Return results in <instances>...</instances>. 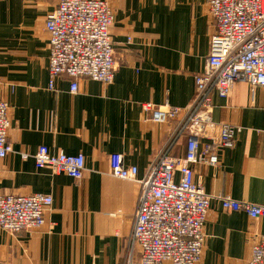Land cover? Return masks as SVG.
I'll use <instances>...</instances> for the list:
<instances>
[{"label": "crops", "instance_id": "obj_1", "mask_svg": "<svg viewBox=\"0 0 264 264\" xmlns=\"http://www.w3.org/2000/svg\"><path fill=\"white\" fill-rule=\"evenodd\" d=\"M58 1L0 0V101L12 108L9 142L17 152L0 160V194L53 198L42 229L12 235L0 228V264H128L139 187L110 176L109 158L122 154L139 179L146 176L193 104L213 20L207 0H106L115 12V80L82 79L72 94L67 78L49 90L45 21ZM145 103H168L181 113L157 124L145 119ZM213 105L214 122L239 130L235 147L218 152V166L193 167L195 183L213 197L264 206V89L253 94L239 82L229 99L214 95ZM42 146L83 154V178L37 170L34 155ZM186 152L183 138L173 154ZM205 233L201 264H248L252 245L264 236V219L226 212L212 200Z\"/></svg>", "mask_w": 264, "mask_h": 264}, {"label": "built area", "instance_id": "obj_2", "mask_svg": "<svg viewBox=\"0 0 264 264\" xmlns=\"http://www.w3.org/2000/svg\"><path fill=\"white\" fill-rule=\"evenodd\" d=\"M214 32L202 72L195 76L196 96L187 115L170 131L169 140L143 179L137 167H126L122 154L109 158V175L139 187L128 264H201L207 236L205 226L212 200L226 212H242L264 219V206L213 197L195 183L193 167L219 165L218 152L233 149L237 128L214 122L213 96L229 99L235 84L247 83L255 94L264 89V0H207ZM115 13L106 0H59L45 21L49 35V90L67 78L77 94L82 79L113 84L118 64L111 38ZM145 119L168 124L181 109L166 103L142 104ZM11 106L0 101V160L17 153L9 142ZM187 141L184 157L173 150ZM202 147V148H201ZM23 159L28 155L20 153ZM37 170L81 180L86 170L83 154L69 156L40 147L34 155ZM179 175V180H176ZM53 198L45 194H0V228L12 235L47 225ZM248 264H264V236L252 245Z\"/></svg>", "mask_w": 264, "mask_h": 264}, {"label": "rangeland", "instance_id": "obj_3", "mask_svg": "<svg viewBox=\"0 0 264 264\" xmlns=\"http://www.w3.org/2000/svg\"><path fill=\"white\" fill-rule=\"evenodd\" d=\"M113 8V7H112ZM114 10V9H113ZM115 13V12H114ZM169 124V123H168Z\"/></svg>", "mask_w": 264, "mask_h": 264}]
</instances>
